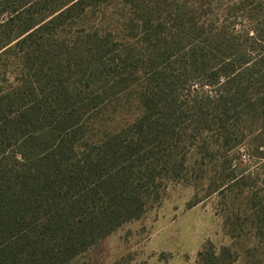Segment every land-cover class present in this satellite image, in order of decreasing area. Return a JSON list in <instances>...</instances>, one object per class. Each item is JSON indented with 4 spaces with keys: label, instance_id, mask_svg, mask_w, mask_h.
I'll return each instance as SVG.
<instances>
[{
    "label": "trees",
    "instance_id": "1",
    "mask_svg": "<svg viewBox=\"0 0 264 264\" xmlns=\"http://www.w3.org/2000/svg\"><path fill=\"white\" fill-rule=\"evenodd\" d=\"M117 1L0 0V264H69L243 144L208 194L264 170V0Z\"/></svg>",
    "mask_w": 264,
    "mask_h": 264
},
{
    "label": "rangeland",
    "instance_id": "2",
    "mask_svg": "<svg viewBox=\"0 0 264 264\" xmlns=\"http://www.w3.org/2000/svg\"><path fill=\"white\" fill-rule=\"evenodd\" d=\"M243 1L249 10L252 0ZM118 4L111 0L104 9L111 13ZM249 131H244L245 135H250ZM247 149L243 144L236 151V168L228 167L227 172L220 167L222 160H209L204 161V168L193 169L197 175L189 180L168 182L161 199L139 218L125 223L69 264H200L205 254L219 255L223 249L230 251L231 261L235 260L232 264H264V238L251 228L256 208L246 200L253 194L264 197V170L255 171L253 179L246 181L254 186L245 187L244 194L234 181L225 191L208 194V184L219 182L230 171L236 169L239 179L245 175L240 169L254 161ZM197 159L191 156L189 161Z\"/></svg>",
    "mask_w": 264,
    "mask_h": 264
}]
</instances>
